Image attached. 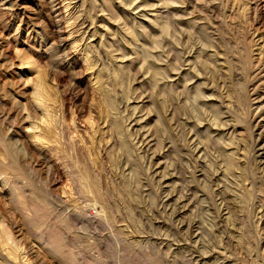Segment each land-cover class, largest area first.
<instances>
[{"label":"rangeland","instance_id":"374dc122","mask_svg":"<svg viewBox=\"0 0 264 264\" xmlns=\"http://www.w3.org/2000/svg\"><path fill=\"white\" fill-rule=\"evenodd\" d=\"M66 2L0 0V224L23 255L32 264H264V61L250 40L264 36V0ZM67 16L79 19L81 50ZM87 43L107 94L84 65ZM38 74L58 93L62 136L42 151L25 131L41 116L24 117ZM0 234V264H12Z\"/></svg>","mask_w":264,"mask_h":264},{"label":"bare ground","instance_id":"6f19581e","mask_svg":"<svg viewBox=\"0 0 264 264\" xmlns=\"http://www.w3.org/2000/svg\"><path fill=\"white\" fill-rule=\"evenodd\" d=\"M68 1V0H67ZM168 1V0H167ZM178 1V0H177ZM182 0H180V3H182V5H185V3L186 2H181ZM65 2H66V0H61V3L64 5V7H66V9H68L69 10V8H70V4H65ZM173 3H175V1H172ZM60 3V2H59ZM67 3V2H66ZM163 3H165V2H163ZM233 3V2H232ZM237 3V2H236ZM53 4V3H52ZM171 3H169V5H170ZM238 4V3H237ZM54 5V4H53ZM235 5V4H234ZM233 4H232V6H234ZM240 5V4H239ZM235 6H237V5H235ZM246 6V5H245ZM245 6H243L244 7V9H245ZM172 7V6H171ZM185 7V6H184ZM242 7V6H241ZM248 7V6H247ZM174 8V7H173ZM234 8V7H233ZM230 9V8H229ZM240 9V8H239ZM238 9V10H239ZM243 9V10H244ZM247 9V8H246ZM246 9H245V11H246ZM67 10V11H68ZM170 10V9H169ZM232 10V9H231ZM237 10V9H236ZM237 10V11H238ZM186 11V10H185ZM197 11V10H196ZM203 11V10H202ZM219 11V10H218ZM195 12V11H194ZM198 12V11H197ZM228 12H230V11H228ZM239 12H243L242 11V9H241V11H239ZM166 13H168V14H171L170 12H168V11H166ZM177 13V12H176ZM176 13H173L171 16H175V18H176ZM184 13V12H183ZM233 13V12H232ZM235 13V12H234ZM210 14V13H209ZM237 14V13H236ZM241 14V13H240ZM165 16H167V17H169L168 15H166V14H164ZM163 15V16H164ZM230 15V14H229ZM242 15H245V14H242ZM160 16H162V14L160 15ZM173 16V17H174ZM179 16V14L177 13V17ZM214 16V15H213ZM233 17H234V14L232 15ZM167 17H164V19H166V21H167ZM172 17V18H173ZM242 17V16H241ZM67 19H66V21H65V25H66V27L67 28H70L71 30H69L68 31V40H71L72 41V44H73V47L76 49V50H81V49H79L80 48V44H79V42H77L76 41V37L74 36L75 34H77V33H75V24H76V19H78V18H74L73 19V17H71V16H67L66 17ZM160 18V17H159ZM171 19V18H170ZM170 19H168V21L170 20ZM177 19V18H176ZM179 19H180V17H179ZM178 19V20H179ZM234 19V18H233ZM243 19V18H242ZM79 20V19H78ZM173 20V19H172ZM183 20V19H182ZM197 20V19H196ZM230 20V19H229ZM237 20V19H236ZM155 21V20H154ZM168 21L166 22L168 25H169V23H168ZM174 21V20H173ZM210 21V20H209ZM227 21V20H226ZM242 22H244L243 20H241ZM240 21V22H241ZM170 22H172V21H170ZM175 22H176V20H175ZM212 22V21H211ZM233 22V21H232ZM231 22V23H232ZM235 22V21H234ZM166 23H164V24H166ZM183 23V22H182ZM82 24V23H81ZM170 24H173V23H170ZM180 24V23H179ZM185 24V23H184ZM206 24V23H205ZM214 24V23H213ZM229 24V23H228ZM233 24V23H232ZM238 24H240V23H238ZM77 25V24H76ZM83 25V24H82ZM85 25V24H84ZM83 25V26H84ZM106 25V24H105ZM176 26L178 25V23L176 22V24H175ZM234 25V24H233ZM243 25V24H242ZM78 26V25H77ZM173 28H174V26L173 25H171ZM184 26V25H183ZM238 26V25H237ZM166 27V26H165ZM172 27H170V29H172ZM79 28H80V25H79ZM78 28V29H79ZM163 29V28H162ZM166 29H169V26H167V28ZM175 29V28H174ZM165 30V29H164ZM81 31V30H80ZM80 31H79V33H80ZM169 31V30H168ZM237 31V30H236ZM77 32V31H76ZM165 32V31H164ZM183 32V31H182ZM238 32V31H237ZM242 32V31H241ZM82 33V32H81ZM87 33V32H86ZM207 33V32H206ZM175 34V33H174ZM79 35V34H78ZM166 35V34H165ZM223 35V34H222ZM252 39H250L251 40V43H253V44H255L256 46L255 47H257V51H258V55L256 56L257 58H256V60H258V63H261L262 61H264V36H262V35H260V34H254V33H252ZM84 36L85 35H83L82 36V41L84 40ZM182 36V35H181ZM81 37V36H80ZM176 37H179V36H176ZM176 37H174V38H176ZM242 37V36H241ZM180 38H182V37H180ZM178 39V38H177ZM190 39V38H189ZM170 40V39H169ZM179 40V39H178ZM181 40H183V39H181ZM180 40V41H181ZM212 40H213V38H212ZM70 41V42H71ZM244 41H245V39H244ZM247 41V40H246ZM69 42V43H70ZM80 42H81V39H80ZM212 42V41H211ZM240 42H242V41H240ZM250 42V41H249ZM180 43H182V42H180ZM213 43V42H212ZM86 44V43H85ZM252 44V45H253ZM87 45H88V43H87ZM85 46V49H84V51L85 52H82L83 54L81 55V57L84 59V65L86 66V69H87V71L89 72V71H91L90 72V74H91V77H92V80L94 81L93 82V84H95V87L97 88V89H99V90H102L103 91V93H106L107 94V89H106V87H105V85H104V81H102L103 79H101L100 78V76L99 75H96V72H95V64H97V63H94V56L92 55V51H91V45H88V46ZM173 45H176V44H173ZM214 45H215V43H214ZM214 45H212L213 47H214ZM246 45V44H245ZM252 45H251V48H252ZM244 46V45H243ZM242 46V47H243ZM166 48V47H165ZM178 48L179 47H177L176 48V46H174L173 47V51H176L175 53L176 54H178ZM217 48V47H216ZM246 48H247V46H246ZM248 48L250 49H248L249 51H251V52H254L253 50H251V48L249 47V44H248ZM164 49V48H163ZM168 49V48H167ZM187 49V48H186ZM193 49V48H192ZM201 50V49H200ZM215 50H217V49H215ZM172 51V52H173ZM180 52H181V50H179ZM193 51V50H192ZM214 51V50H213ZM219 52H220V50H218ZM244 51H245V48H244ZM247 51V50H246ZM249 51H247L246 52V54L247 53H249ZM16 52L18 53V55L20 56V58L21 59H27V56L25 55H22L21 54V52H22V50H21V52H20V50L19 49H17L16 48ZM171 52V53H172ZM196 52V51H195ZM236 52V51H235ZM189 53V52H188ZM222 53V52H221ZM245 53V52H244ZM220 54V53H219ZM251 53H249V55H250ZM31 55V54H30ZM175 55V54H174ZM179 55L181 56V57H185L184 55V53H179ZM199 55V54H198ZM213 55H217L218 56V52H213ZM200 56V55H199ZM209 56H211V55H209ZM216 56V57H217ZM252 56V55H251ZM174 57V56H173ZM175 57H176V55H175ZM181 57H180V60H181ZM255 57V56H254ZM30 58V57H29ZM33 57H31L30 59H27V61H23V62H27V63H29V64H32V63H34L31 59H32ZM176 58H178V57H176ZM209 58V57H208ZM213 57H211L210 59H212ZM217 58H219V57H217ZM253 58V57H252ZM5 59V58H4ZM183 59V58H182ZM185 59V58H184ZM206 59V58H205ZM250 58H248V60H249ZM254 59V58H253ZM186 60V59H185ZM176 61H177V59H176ZM190 61V60H189ZM188 61V62H189ZM250 61V60H249ZM178 62H179V60H178ZM186 62V61H185ZM204 62V61H203ZM205 62H206V60H205ZM250 62H252V61H250ZM253 62H254V60H253ZM257 62V61H256ZM255 62V63H256ZM99 63V62H98ZM171 63V62H170ZM208 63V62H207ZM221 64V63H220ZM171 65V64H170ZM177 65V64H176ZM219 65V64H218ZM250 65V64H249ZM256 65H257V63H256ZM256 65H254L253 64V66H255V68H256ZM27 66V65H26ZM197 66V65H196ZM212 66V65H211ZM259 66V65H258ZM70 67V66H69ZM250 67H252V66H250ZM262 67V66H261ZM264 67V66H263ZM253 68V67H252ZM251 68V69H252ZM33 69V68H32ZM250 69V68H249ZM254 69V68H253ZM258 70H261L262 71V69H259V68H257ZM44 71V70H43ZM71 71V70H70ZM94 71V72H93ZM99 71V73H100V70H98ZM199 71V70H198ZM45 72V71H44ZM256 72V71H255ZM40 73V72H39ZM41 73H42V71H41ZM259 73V72H258ZM43 74V73H42ZM42 74H38L39 75V78H37L38 79V87H36L35 88V90H36V93H35V96L33 97V101L31 102V104H30V107L29 108H26L25 110H27V111H24V112H26V115L24 116V117H26L27 118V120L29 121V120H31L30 118L32 117V114L34 115H38V116H41V118H42V124H41V126L39 125H37V128H35L34 126L36 125V124H34L33 122V124H34V126L33 127H30V129H27V130H25L26 131V135H27V137H28V139H29V141H30V143H32L33 144V146L37 149V150H39V151H42V150H44V149H46V148H49L50 149V147L52 146V145H57V147H58V145H60L61 144V133H59V130L56 128L57 126H56V124H57V121H56V124H55V122H54V119L55 118H53V117H55L54 116V114H56L55 113V111H56V109H57V107H58V97H57V95H58V93H55V92H57V91H55V86L53 85V83H51V82H49V80H48V78H46L45 76H42ZM94 74H95V76H94ZM186 76V75H185ZM33 77V76H32ZM179 77V76H178ZM187 78V77H186ZM33 79V78H32ZM168 79H169V77H168ZM27 80V79H26ZM262 81V80H261ZM34 82V81H33ZM174 84V83H173ZM172 84V85H173ZM34 85V84H33ZM184 85V84H183ZM108 86V85H107ZM174 88V87H173ZM57 89V88H56ZM186 92V91H185ZM102 93V92H101ZM57 94V95H56ZM227 94V93H226ZM194 95V94H193ZM206 95V94H205ZM61 96V95H60ZM110 96V95H109ZM98 97V96H97ZM109 98V97H108ZM106 99V98H105ZM110 99V98H109ZM229 99V98H228ZM231 100V99H230ZM112 101V100H111ZM114 101V100H113ZM179 101V100H178ZM198 101V100H197ZM191 102V101H190ZM243 102H245V101H243ZM110 104V103H109ZM178 104V103H177ZM213 104V103H212ZM203 105V104H202ZM175 106V105H174ZM219 107V106H218ZM232 107V106H231ZM114 109V108H113ZM203 109V108H202ZM206 109V108H205ZM215 109V108H214ZM233 109V108H232ZM58 110V109H57ZM191 110V109H190ZM171 111V110H170ZM217 111V110H216ZM173 113V112H172ZM205 114V113H204ZM256 114V113H255ZM24 115V114H23ZM107 115V114H106ZM113 115V114H112ZM20 116V115H19ZM58 116V115H57ZM102 116V115H101ZM109 116V115H108ZM172 116V115H171ZM174 116V115H173ZM197 116V115H196ZM22 118V117H21ZM259 119H261V118H259ZM26 120V121H27ZM174 120V119H173ZM212 120V119H211ZM88 121V120H87ZM198 121V120H197ZM260 121V120H259ZM37 123V122H36ZM89 123H91V119L89 120ZM131 123V122H130ZM194 123V122H193ZM97 124V123H96ZM258 124V123H257ZM92 125V124H91ZM95 125V124H94ZM213 125H214V123H213ZM169 126V125H168ZM178 126V125H177ZM221 127V126H220ZM27 128H29V126L27 127ZM92 128H94V126L92 125ZM60 129V128H59ZM98 132V131H97ZM231 132V131H230ZM251 133V132H250ZM93 134V133H92ZM106 134V133H105ZM63 135V134H62ZM102 137V136H101ZM94 138V137H93ZM64 139V138H63ZM138 139V138H137ZM264 139V137L262 136V134L261 133H259L258 134V140H256V141H258V143H256V146H257V144H258V146L260 147L259 148V150H257L256 152H260V155H262V156H264V142L262 141ZM68 140V139H67ZM142 140V139H141ZM94 141V140H93ZM92 141V142H93ZM211 141V140H210ZM122 142V141H121ZM66 143V142H65ZM175 146V145H174ZM247 146V145H246ZM53 147V146H52ZM256 148V147H255ZM61 149V148H60ZM257 149V148H256ZM62 150V149H61ZM3 151V150H2ZM51 151V150H50ZM232 151V150H231ZM204 152V151H203ZM4 153V152H3ZM7 153V152H6ZM6 153H4L5 154V156L7 155ZM127 153V152H126ZM226 154V153H225ZM206 155V154H205ZM261 156V157H262ZM71 159V158H70ZM110 159V158H109ZM94 160V159H93ZM237 160V159H236ZM261 160V159H260ZM259 160V161H260ZM264 160V159H263ZM231 161H233V160H231ZM225 163V162H224ZM259 163V167H261V166H263L264 164H263V161H260V162H258ZM263 164V165H262ZM4 168V167H3ZM69 168V167H68ZM88 169V168H87ZM3 170H5V168L3 169ZM89 170V169H88ZM262 171H263V173H264V166H263V168H262ZM1 173V172H0ZM9 174V173H8ZM75 174V173H74ZM262 174V173H261ZM70 175V174H69ZM85 175V174H84ZM77 176V175H76ZM78 177V176H77ZM87 177V176H86ZM112 178V177H111ZM88 179H89V177H88ZM10 180V179H9ZM86 180V179H85ZM85 180L83 179L82 180V182L84 181L85 182ZM72 182V181H71ZM90 182V181H89ZM86 184H88L87 182H86ZM5 185V184H4ZM26 185V184H25ZM65 185V184H64ZM11 186V185H10ZM16 186V185H15ZM84 186H87V185H84V183H83V187ZM91 186V185H90ZM18 187V186H17ZM247 187V186H246ZM86 188V187H85ZM84 188V189H85ZM87 188H88V186H87ZM99 188V187H98ZM21 189V188H20ZM173 189V188H172ZM16 190V189H15ZM85 190H87V189H85ZM18 191V190H17ZM16 191V192H17ZM98 191H99V189H98ZM20 191H18V193H19ZM177 192V191H176ZM17 193V194H18ZM21 194V193H20ZM71 194V193H70ZM89 194V193H88ZM92 194V193H91ZM94 194V193H93ZM101 194V193H100ZM176 195V194H175ZM184 195V194H183ZM11 196V195H10ZM16 196V195H15ZM21 196V195H20ZM26 196V195H25ZM171 196V195H170ZM173 197V196H172ZM182 197V196H181ZM21 198H22V196H21ZM15 199V198H14ZM20 199V198H19ZM173 199V198H172ZM4 200V199H3ZM22 200V199H21ZM175 200V199H174ZM173 200V201H174ZM183 200V199H182ZM206 200V199H205ZM220 200V199H219ZM225 201V200H224ZM15 202V201H14ZM41 202V201H40ZM77 202V201H76ZM218 202V201H217ZM19 203V202H18ZM98 203V202H97ZM221 203H222V201H221ZM224 203V202H223ZM250 203V202H249ZM28 204V203H27ZM25 205V204H24ZM52 205V204H51ZM91 205H93V204H91ZM10 206V205H9ZM176 206V205H175ZM15 207V206H14ZM20 207V206H19ZM76 208V207H75ZM110 208V207H109ZM23 209V208H22ZM81 209V208H80ZM85 209V208H84ZM83 209V210H84ZM220 209H222V208H220ZM76 210V209H75ZM78 210V209H77ZM76 210V211H77ZM89 210V209H88ZM97 210V209H96ZM209 210V209H208ZM208 210H206V211H208ZM28 212V211H27ZM73 212V211H72ZM84 212V211H83ZM93 212V211H92ZM234 212V211H233ZM74 213V212H73ZM78 213H79V211H78ZM231 213H232V211H231ZM262 213V212H261ZM75 214V213H74ZM83 214V213H82ZM81 214V215H82ZM227 214V213H226ZM229 214V213H228ZM80 215V214H79ZM86 215V214H85ZM84 215V216H85ZM107 215V214H106ZM264 215V214H263ZM72 216V215H71ZM105 216V215H104ZM262 215H260V217H261ZM79 217H81V216H79ZM100 217H101V215H100ZM45 218V217H44ZM61 218V217H60ZM72 218V217H71ZM75 218H76V216H75ZM74 218V219H75ZM84 218V217H83ZM109 218V217H108ZM228 219H229V217H227ZM226 218V219H227ZM263 218V217H262ZM77 219L78 218H76V221H77ZM67 220V219H66ZM79 220H80V218H79ZM103 220V219H102ZM229 220H231V219H229ZM228 220V221H229ZM260 220V219H259ZM70 221H72V220H70ZM81 221H83V219L81 220ZM106 221V220H105ZM110 221V220H109ZM0 222H1V220H0ZM101 222V221H100ZM231 222V221H230ZM260 222H261V220H260ZM2 223H5V222H3L2 221ZM1 223V224H2ZM102 223V222H101ZM0 224V227L2 228H0V231H1V233L2 234H4L3 235V238L5 239V242H7V244L5 243L4 245H6L7 246V248H6V251H7V258L11 261V263L12 264H32V261L30 260V259H27V257L25 256V255H23V251H22V249H23V247H21V243H19V241L17 240V237L13 234V232L11 231V230H9L7 227H5L4 225H1ZM107 224V223H106ZM112 224V223H111ZM111 224H109V225H111ZM7 225V224H6ZM68 225V224H67ZM74 225H75V223H74ZM77 225V224H76ZM88 225V224H87ZM71 226L72 225H70V228H71ZM107 226V225H106ZM179 226V225H178ZM211 226V225H210ZM213 226V225H212ZM218 226V225H217ZM82 227H83V224H82ZM85 227V226H84ZM84 227H83V229H84ZM72 229H74V228H72ZM82 229V230H83ZM86 229V228H85ZM115 230H116V228H115ZM14 231V230H13ZM73 233V232H72ZM238 233V232H237ZM1 235V234H0ZM113 235V234H112ZM118 235V234H117ZM196 235V234H195ZM1 237H2V235H1ZM0 237V239L2 240V238ZM58 237H59V235H58ZM76 237H79L78 235L76 236ZM109 237V236H108ZM111 238V237H110ZM113 238V237H112ZM223 238V237H222ZM198 240H200L199 238H197ZM0 240V243L2 242ZM84 240V239H83ZM117 240V239H116ZM220 240V239H219ZM59 241V240H58ZM187 241V240H186ZM4 242V241H3ZM3 242H2V244L1 245H3ZM111 242H112V240H111ZM114 243H117V241H115ZM222 243V242H221ZM130 244V243H129ZM3 247V246H2ZM64 248V247H63ZM26 250V249H25ZM5 251V250H4ZM50 251V250H49ZM130 252V251H129ZM145 252V251H144ZM50 253V252H49ZM256 253V252H255ZM6 256V255H5ZM145 256V255H144ZM60 258V257H59ZM95 260H97V259H95ZM10 261H9V263H10ZM33 261H34V259H33ZM34 263V262H33ZM35 264V263H34ZM99 264V263H98Z\"/></svg>","mask_w":264,"mask_h":264}]
</instances>
